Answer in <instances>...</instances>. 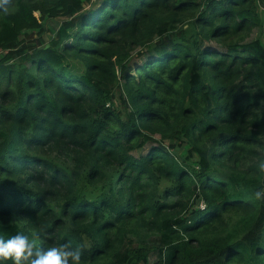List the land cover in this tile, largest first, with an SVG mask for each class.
<instances>
[{
    "label": "trees",
    "instance_id": "obj_1",
    "mask_svg": "<svg viewBox=\"0 0 264 264\" xmlns=\"http://www.w3.org/2000/svg\"><path fill=\"white\" fill-rule=\"evenodd\" d=\"M8 3L0 237L82 264H264V0Z\"/></svg>",
    "mask_w": 264,
    "mask_h": 264
},
{
    "label": "clouds",
    "instance_id": "obj_2",
    "mask_svg": "<svg viewBox=\"0 0 264 264\" xmlns=\"http://www.w3.org/2000/svg\"><path fill=\"white\" fill-rule=\"evenodd\" d=\"M4 11L8 12L10 5L8 0H0ZM258 168L264 171V162L259 163ZM257 200L264 199V189L254 193ZM12 264H82V249L72 246L71 242L59 247H37L28 235L17 233L8 239L0 237V264L6 261Z\"/></svg>",
    "mask_w": 264,
    "mask_h": 264
},
{
    "label": "rangeland",
    "instance_id": "obj_3",
    "mask_svg": "<svg viewBox=\"0 0 264 264\" xmlns=\"http://www.w3.org/2000/svg\"><path fill=\"white\" fill-rule=\"evenodd\" d=\"M259 12H260V15L262 17L263 25L254 31L251 38L254 40L255 39H261L264 41V9L260 8ZM59 22H60L59 20H53V21L49 22L48 26L52 31L47 32V34H46V37L48 38V40H50L52 38L51 35L58 29V26H59L58 23ZM159 258L160 257L158 256V254L152 255V256H150V262L153 263V262L157 261Z\"/></svg>",
    "mask_w": 264,
    "mask_h": 264
}]
</instances>
